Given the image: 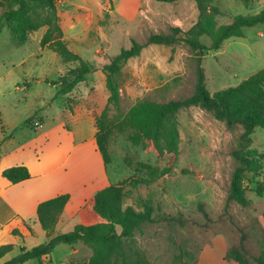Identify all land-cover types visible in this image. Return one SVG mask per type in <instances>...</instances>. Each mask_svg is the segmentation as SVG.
<instances>
[{
  "label": "rangeland",
  "instance_id": "obj_1",
  "mask_svg": "<svg viewBox=\"0 0 264 264\" xmlns=\"http://www.w3.org/2000/svg\"><path fill=\"white\" fill-rule=\"evenodd\" d=\"M58 5L64 39L72 51L94 65V71L73 93L58 95L60 86L52 83L60 81L80 63H65L57 53L41 46L47 28L22 34L12 33L5 27L0 34V134H8L5 127L8 123H19L37 112L33 117L43 119L44 134L55 137L57 142L67 138V130L59 125L60 120L68 121L66 117L74 112L78 102L86 108L92 99L95 109L106 102L109 92L103 67L123 49H130L133 40L145 47L141 55L131 59L123 69V112L127 113L142 100L166 103L194 93L197 62L190 46L186 43L173 46L148 43L151 35L173 34L174 28L180 30L178 37H186L199 20L194 0L174 3L58 0ZM214 6L218 23L230 24L238 15L261 12L264 0H251L247 4L239 0H216ZM1 13L0 9V16ZM21 42L25 44L18 45ZM201 42L210 46L211 38L203 36ZM32 54L34 58L20 65L24 57ZM202 66L212 95L236 87L263 70L264 25L247 28L245 37L231 38L219 50L208 51L202 58ZM178 119L181 131L178 155L159 158L151 143L145 148L135 145L133 129L124 133L115 131L111 140L112 162L106 167L114 183L132 176L142 177L143 173L138 171L140 163L157 167L162 172L161 178L149 187L126 189L125 207L133 206L143 211L139 200H148L151 196L155 208V221L137 232V247L151 264H175L174 258L181 249L199 259L219 238H225L229 249L242 245L252 258L259 256L264 243L261 211L264 198L254 190L263 182L264 171L247 175L249 207L244 208L236 202L227 207L232 176L238 166L233 151L238 147L244 128L229 129L200 107L182 109ZM86 148L90 146H71L64 168L71 171L79 153ZM252 148L264 155V129H256ZM167 217L177 221L169 222ZM181 221L185 224L181 225ZM71 246L56 247L50 256L52 264L65 263L68 258L83 262L92 253L89 247L80 244L82 249L71 255ZM20 249L0 259V264L17 257ZM26 264L40 263L32 260ZM253 264L256 263L253 261Z\"/></svg>",
  "mask_w": 264,
  "mask_h": 264
},
{
  "label": "trees",
  "instance_id": "obj_2",
  "mask_svg": "<svg viewBox=\"0 0 264 264\" xmlns=\"http://www.w3.org/2000/svg\"><path fill=\"white\" fill-rule=\"evenodd\" d=\"M161 3H174L179 0H156ZM199 10L198 22L186 33V37H178V28L173 34H153L148 43L173 46L186 43L192 49L197 62V82L194 93L182 100L158 103L142 100L133 105L127 113L122 111L121 75L125 65L133 58L139 57L144 45L133 40L130 49H123L118 55L110 58L103 67L106 76V88L109 92L107 104L101 115L96 118L98 132L95 141L103 156L105 165L112 162L111 140L115 131L124 133L133 129L132 141L135 145L147 147L151 143L159 158L166 155H178L181 145V131L178 119L184 108L200 107L211 112L214 117L224 122L229 129L242 126L244 132L233 157L237 161L227 199V207L236 202L244 208L251 205L248 197L249 187L246 185L248 174L264 171V155L253 149V135L258 128L264 129V69L244 80L236 87L211 94L206 84V74L202 66V58L208 51L219 50L231 38L245 37V29L264 25V9L253 15H238L230 24H219L216 20V0H194ZM249 3L251 0H239ZM0 34L5 27L12 33H35L47 28L41 39V46L57 53L65 63L79 62L80 66L71 69L60 79L53 82L59 85L58 95H69L79 85L88 80L94 71V65L72 51L64 39L61 26L58 0H0ZM109 14H106V18ZM203 36L211 38V45L201 42ZM24 43V42H21ZM34 117L26 120L32 125ZM1 154V145H0ZM138 171L142 177L132 176L102 189L95 195L94 210L105 220L95 225H77L72 231L57 233L56 227L69 203L70 194H63L42 202L38 206L39 222L46 232L47 242L32 249L23 247L21 253L4 264H25L30 260H38L40 264H52L50 256L61 244L74 245L79 242L89 247L93 255L84 264H151L145 254L137 247V232L147 223H153L155 208L152 197L140 199L143 211L133 206L125 207L128 187L151 186L162 176V172L151 165L140 163ZM4 177L13 184L31 178L29 169L22 165L4 171ZM260 198H264V178L254 190ZM203 211V205L200 204ZM169 222H176L174 217H167ZM181 225L185 222L181 221ZM17 234V232H16ZM14 250V245L0 247V259ZM226 258L234 264H264V243L261 254L251 257L244 246L232 247ZM192 260V263L189 261ZM175 264H197L198 259L186 250H180L174 258ZM78 264V263H70Z\"/></svg>",
  "mask_w": 264,
  "mask_h": 264
},
{
  "label": "crops",
  "instance_id": "obj_3",
  "mask_svg": "<svg viewBox=\"0 0 264 264\" xmlns=\"http://www.w3.org/2000/svg\"><path fill=\"white\" fill-rule=\"evenodd\" d=\"M34 57L35 54L24 57L20 65H25ZM18 89L16 86V90ZM107 100L108 98L98 109H95L92 99L86 108L78 102L74 112L66 117L68 121L60 120L59 125L67 130V138L60 142H57L55 137L43 133L46 125H43L42 118L40 128L25 123L26 119L33 117L37 112L19 123H8L5 126L8 134H0V247L14 245V249H32L46 243V232L38 218V206L63 194H70L71 199L56 227L57 233L70 232L79 224L95 225L105 221L94 210L95 195L115 183L110 178L95 136L98 132L96 118L105 109ZM88 145L90 149L86 148L79 153L71 171L65 169L70 147ZM22 165L29 169L30 179L13 184L4 177L5 170ZM261 211L264 217V209ZM80 244L84 243L79 242L69 248L71 255L82 249ZM228 250L225 238H219L214 247L201 254L197 264H234L226 258ZM92 255L93 252L83 262L71 261V258H68V261L62 264H84Z\"/></svg>",
  "mask_w": 264,
  "mask_h": 264
},
{
  "label": "built area",
  "instance_id": "obj_4",
  "mask_svg": "<svg viewBox=\"0 0 264 264\" xmlns=\"http://www.w3.org/2000/svg\"><path fill=\"white\" fill-rule=\"evenodd\" d=\"M32 125L34 126V128H40L42 125V119L39 117H34Z\"/></svg>",
  "mask_w": 264,
  "mask_h": 264
}]
</instances>
